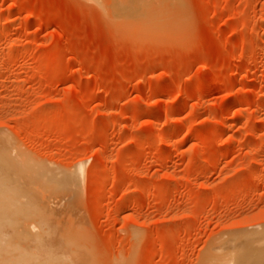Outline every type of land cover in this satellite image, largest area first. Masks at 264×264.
Listing matches in <instances>:
<instances>
[{"label":"rangeland","instance_id":"1","mask_svg":"<svg viewBox=\"0 0 264 264\" xmlns=\"http://www.w3.org/2000/svg\"><path fill=\"white\" fill-rule=\"evenodd\" d=\"M0 145L75 264H204L264 229V0H0Z\"/></svg>","mask_w":264,"mask_h":264},{"label":"bare ground","instance_id":"2","mask_svg":"<svg viewBox=\"0 0 264 264\" xmlns=\"http://www.w3.org/2000/svg\"><path fill=\"white\" fill-rule=\"evenodd\" d=\"M6 149L0 145V264H75V242L50 218L47 203L36 202ZM245 235L210 246L204 264H264V229Z\"/></svg>","mask_w":264,"mask_h":264}]
</instances>
